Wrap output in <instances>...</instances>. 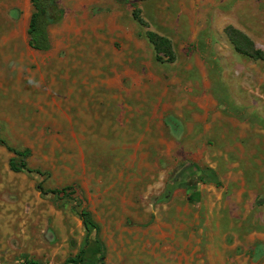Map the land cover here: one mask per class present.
I'll return each instance as SVG.
<instances>
[{"label":"rangeland","instance_id":"1","mask_svg":"<svg viewBox=\"0 0 264 264\" xmlns=\"http://www.w3.org/2000/svg\"><path fill=\"white\" fill-rule=\"evenodd\" d=\"M56 1L39 52L0 0V141L32 171L0 143V264H264V60L226 34L264 53V0Z\"/></svg>","mask_w":264,"mask_h":264},{"label":"trees","instance_id":"2","mask_svg":"<svg viewBox=\"0 0 264 264\" xmlns=\"http://www.w3.org/2000/svg\"><path fill=\"white\" fill-rule=\"evenodd\" d=\"M33 12L31 14L28 28H27V36H28V45L31 49L39 52H46L50 49L51 43L48 35V29L51 26L58 24L63 16L64 11L58 5L56 0H30ZM118 4H127L130 0H115ZM132 17L141 25L144 24L140 12L137 9H133ZM226 34L234 46L235 50L253 58L255 60H264V53L258 49H255L253 43L248 39V37L243 34L242 32L233 29L227 28ZM146 40L152 47L155 60L158 62H173L175 60L174 52L172 49V45L169 39L166 37L160 36L154 32L146 31L144 34ZM0 143L5 146V148L12 152L15 157L9 160V169L14 173H19L22 171L25 172H32L28 167L27 163L25 162V158L29 155L28 150L19 151L10 146H8L4 141H0ZM16 157H19V161H16ZM189 168V167H188ZM191 173L197 174L198 176L203 175V171L199 170L196 166L190 167ZM184 174V173H183ZM184 174V176L177 175L175 179H173L170 185L166 188L165 197L170 193L171 188L177 185L178 183L182 182L184 177L188 176ZM205 177L208 178V181L214 184H219L216 181V177L214 173L210 170H207L205 173ZM205 180V179H204ZM52 194H59L66 192V188L64 189H53L49 191ZM68 194V193H67ZM80 216L84 222L86 227L90 226L97 230L96 224L90 219V215L87 211L82 210L80 212ZM82 252L75 258L67 259L64 264H77L79 262H83L84 259H80V255ZM28 264H35L34 262H29ZM96 264V263H95Z\"/></svg>","mask_w":264,"mask_h":264},{"label":"flooded vegetation","instance_id":"3","mask_svg":"<svg viewBox=\"0 0 264 264\" xmlns=\"http://www.w3.org/2000/svg\"><path fill=\"white\" fill-rule=\"evenodd\" d=\"M190 171H191V169H190V167H189V168L184 169L183 171H181V172L179 173V175H181V176H184V174L188 175V174L190 173ZM183 173H184V174H183Z\"/></svg>","mask_w":264,"mask_h":264}]
</instances>
